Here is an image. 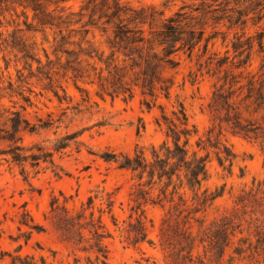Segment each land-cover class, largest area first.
<instances>
[{
	"label": "trees",
	"instance_id": "obj_1",
	"mask_svg": "<svg viewBox=\"0 0 264 264\" xmlns=\"http://www.w3.org/2000/svg\"><path fill=\"white\" fill-rule=\"evenodd\" d=\"M172 1L182 4L166 15L170 0L164 8L124 0H0V27L5 28L0 31V49L13 54L29 71L27 77L42 82L59 102L70 100L63 82L71 81L84 102L90 100V86L103 100H130L139 92L143 106L161 108L156 123L165 127V139L160 145L100 156L128 172L132 181L129 213L121 224L113 214L110 193L90 191L85 199L63 192L52 196L44 217L70 247L67 264H114L106 244L112 236L104 221L106 213L131 244L155 245L147 205L164 210L158 237L165 264H264V179L253 178L232 195L225 213L212 218L207 212L225 194L226 184L206 186L213 158L233 173L237 154L223 139L224 131L257 142L264 154V63L256 70L250 68L255 55H264V0ZM218 41L224 52L213 49ZM183 54L196 60L192 81L199 75L212 80L207 104L211 125L204 137L198 136L182 104L167 114L158 103L171 97ZM4 60L0 157L17 166L25 179L47 169L58 175L61 168L55 154L65 153L72 144L79 148L81 132L66 133L51 146L25 144L24 134L49 128L51 122L31 124L23 116L22 110L32 105L24 89L28 80L17 69V86L10 76L5 85L10 60L6 56ZM14 97L24 102L22 110L3 103L5 98L13 102ZM19 222V227L30 228V235L33 230L46 231L28 211ZM52 255V261L45 256L11 255V264H56L57 252ZM142 259L136 263L157 264L150 257Z\"/></svg>",
	"mask_w": 264,
	"mask_h": 264
},
{
	"label": "rangeland",
	"instance_id": "obj_2",
	"mask_svg": "<svg viewBox=\"0 0 264 264\" xmlns=\"http://www.w3.org/2000/svg\"><path fill=\"white\" fill-rule=\"evenodd\" d=\"M124 1L135 6L156 5L164 8L163 4L167 0ZM70 4L78 5L73 2ZM181 4V1L170 0L167 3L166 15H170ZM7 29L11 31V27ZM2 30L5 28L0 27V31ZM213 49L225 51L220 41L216 42ZM4 56L6 60H10V68L5 71V85L10 76L17 86V69L23 70L28 80V83L24 84V89L32 99V105H27L26 110L21 109L20 105L24 102L19 97L13 99L16 104L5 98L3 100L5 106L22 110L23 116L31 124L51 122L49 128H40L32 135L24 134L25 144L43 143L51 146L55 139L76 131L81 132L77 138L81 144L79 148L72 144L65 153L55 154V161L61 168L58 175L47 169L36 176L30 174L25 179L17 166L6 163L0 157V264H11V255L17 254H31L36 258L45 256L48 261H52V251L57 252L56 264L61 259L67 264L70 247L58 239L57 233L44 217L50 209L52 196L63 192L66 195L78 194V199H85L90 191H94L92 194L98 192L103 196L110 193L115 202L113 214L121 224L129 213V191L132 181L128 172L118 170L115 163H108L100 156L104 152L132 154L137 146L148 149L151 145H160L165 139V127L156 123L161 108L156 105L149 110L143 106L139 92L130 100L121 97L115 99L107 97L103 100L95 94L94 87L90 86H87L90 90V100L84 102L81 93L71 81L63 82L70 100L61 103L53 92L44 88L42 82L35 77H27L29 71L24 69L23 63L16 62L13 54L0 49L1 70L5 67ZM261 63H264V55H255L250 68L256 70ZM35 68L36 64L33 69ZM196 69L195 58L190 59L183 54L175 75L176 84L171 97L161 98L158 103L164 106L167 114H171L172 110L182 104L190 122L197 126L198 136L204 137L211 125V114L207 104L212 92V80L207 75H199L192 81L190 72ZM29 88L33 90L32 93L27 90ZM60 93L63 94L61 90ZM223 133V139L236 152L237 160L232 174L225 171L215 158L209 163L210 179L206 186L214 189L216 186L226 184L225 194L208 210L209 218L225 213L232 205V195L244 185L250 184L253 178L264 179V154L260 145L228 131ZM100 202V199L96 200L97 204ZM26 211L33 216L34 222L42 225L46 231L33 230L30 235L28 226L19 227L22 213ZM145 213L150 227V237L155 245L147 242L131 244L120 235L110 214L104 215V221L112 233V236L106 239L110 262L137 264L138 260L144 261L142 258L150 257L157 264H165L158 237L164 210L160 206L147 205ZM20 244L23 247L18 252L16 250ZM69 260L72 261V258Z\"/></svg>",
	"mask_w": 264,
	"mask_h": 264
}]
</instances>
